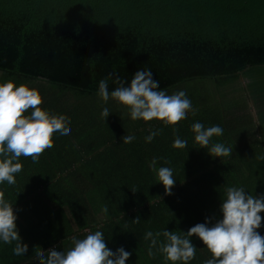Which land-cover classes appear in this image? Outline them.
Instances as JSON below:
<instances>
[{
    "label": "trees",
    "instance_id": "1",
    "mask_svg": "<svg viewBox=\"0 0 264 264\" xmlns=\"http://www.w3.org/2000/svg\"><path fill=\"white\" fill-rule=\"evenodd\" d=\"M144 68L167 94L182 89L191 100L195 115L176 125L184 149L172 147L171 127L133 121L96 95L109 73L127 84ZM5 81L37 89L40 107L63 115L71 131L64 140L53 137L37 163L20 157L15 185H0L28 244L24 257L0 245V264H31L33 255L67 249L73 236L96 230L111 250L132 253L126 264H166L155 249L148 256L146 230L180 233L219 218L226 186L264 194V0H0ZM117 86L108 80L109 91ZM103 107L111 112L106 120ZM196 121L223 128L210 141L231 147L223 161L193 143ZM126 134L135 140L123 143ZM154 157L155 168L173 169L170 195L149 167ZM258 231L264 235V227ZM191 239L190 264H203L211 253L195 234Z\"/></svg>",
    "mask_w": 264,
    "mask_h": 264
},
{
    "label": "clouds",
    "instance_id": "2",
    "mask_svg": "<svg viewBox=\"0 0 264 264\" xmlns=\"http://www.w3.org/2000/svg\"><path fill=\"white\" fill-rule=\"evenodd\" d=\"M109 79L118 85L111 91ZM96 95L105 105L111 98L126 109L133 121L155 119L171 127L175 137L172 147L184 149L187 146V140L176 135V125L189 113L195 115L191 100L182 89L171 94L160 89L151 69H138L127 84L113 71L99 80ZM41 104L42 96L37 89L12 81L0 83V185H15L16 175L23 167L20 157L30 158L35 164L41 154L53 146V137L59 141L69 136L71 129L65 123L66 118L42 109ZM110 113L108 107H103L99 115L106 120ZM190 130L193 143L206 148L213 158L223 161L232 152L231 147L223 143H210L213 136L223 134L220 125L205 127L196 121L190 125ZM159 132V129L150 131L144 137L145 143H151ZM134 140L131 134L121 138L125 144ZM258 158L264 159V156ZM156 159L153 158L149 167L155 172L157 182L163 184L164 194L170 195L176 182L173 169L155 168ZM261 212H264V194L253 195L243 186H226L219 205V218L205 217V222L180 233L167 227L155 232L146 230L142 238L148 242V256H154L155 249L166 264H190L196 256V246L191 239L194 234L211 253L203 264H264V235L258 231L264 227ZM16 221L13 204L0 194V245H14L12 254L24 257L28 244L22 242ZM133 221L138 222L139 217ZM131 254L123 246L111 250L103 232L96 230L86 232L83 238L73 236L67 249L51 247L33 255L31 264H126Z\"/></svg>",
    "mask_w": 264,
    "mask_h": 264
},
{
    "label": "rangeland",
    "instance_id": "3",
    "mask_svg": "<svg viewBox=\"0 0 264 264\" xmlns=\"http://www.w3.org/2000/svg\"><path fill=\"white\" fill-rule=\"evenodd\" d=\"M247 81H248V77H245V76H244V78H242V82L247 83ZM209 85H210V86H213V85H212V82H209Z\"/></svg>",
    "mask_w": 264,
    "mask_h": 264
}]
</instances>
